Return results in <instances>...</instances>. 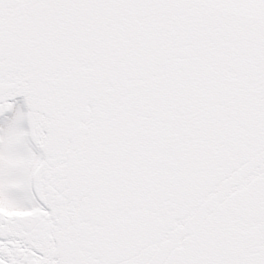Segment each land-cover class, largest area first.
Segmentation results:
<instances>
[{
  "label": "snow or ice",
  "instance_id": "1",
  "mask_svg": "<svg viewBox=\"0 0 264 264\" xmlns=\"http://www.w3.org/2000/svg\"><path fill=\"white\" fill-rule=\"evenodd\" d=\"M0 264H264V0H0Z\"/></svg>",
  "mask_w": 264,
  "mask_h": 264
}]
</instances>
